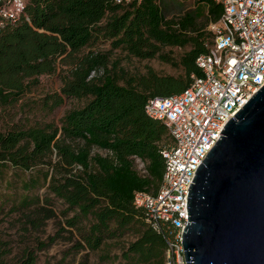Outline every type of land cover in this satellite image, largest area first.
<instances>
[{
  "label": "trees",
  "instance_id": "1",
  "mask_svg": "<svg viewBox=\"0 0 264 264\" xmlns=\"http://www.w3.org/2000/svg\"><path fill=\"white\" fill-rule=\"evenodd\" d=\"M194 1L193 8L170 15V0H23L19 19L0 17V109L15 105L43 75L58 74L61 87L42 99V110L53 112L65 99L85 101L58 123L0 129V175L30 173L14 209L35 206L38 224L55 217V201L65 206L63 223L77 239L54 264H94L90 253L113 247L120 254L101 255V262L165 263V234L152 230L133 195L158 192L164 170L160 150L169 140L165 126L147 117L144 106L151 98L182 93L192 76H201L195 61L208 52L209 25L221 15L213 0ZM6 2L0 0V8ZM99 39L109 43L108 51L84 52ZM167 47L182 50L178 60L162 53ZM116 50L141 61L157 58L182 75L161 76L147 68L145 74L127 76L111 59ZM58 63L67 69L58 73ZM40 188L42 200L32 194ZM124 237L132 240L120 242ZM55 239L39 242L37 249ZM35 252L26 251L15 264H38ZM7 253L0 242V264H8ZM69 255L73 259L67 261Z\"/></svg>",
  "mask_w": 264,
  "mask_h": 264
},
{
  "label": "built area",
  "instance_id": "2",
  "mask_svg": "<svg viewBox=\"0 0 264 264\" xmlns=\"http://www.w3.org/2000/svg\"><path fill=\"white\" fill-rule=\"evenodd\" d=\"M213 1L221 6V15L209 25L208 52L195 61L201 76H192L191 85L182 93L151 98L144 106L147 117L165 126L169 141L160 150L164 170L158 192H136L133 204L145 212L152 230L165 234L164 264H186L181 234L194 173L227 122L264 86V0ZM23 8V0H7L0 17L15 21Z\"/></svg>",
  "mask_w": 264,
  "mask_h": 264
},
{
  "label": "water",
  "instance_id": "3",
  "mask_svg": "<svg viewBox=\"0 0 264 264\" xmlns=\"http://www.w3.org/2000/svg\"><path fill=\"white\" fill-rule=\"evenodd\" d=\"M181 234L186 264H264V86L195 171Z\"/></svg>",
  "mask_w": 264,
  "mask_h": 264
},
{
  "label": "rangeland",
  "instance_id": "4",
  "mask_svg": "<svg viewBox=\"0 0 264 264\" xmlns=\"http://www.w3.org/2000/svg\"><path fill=\"white\" fill-rule=\"evenodd\" d=\"M169 12L170 15L180 14L195 5L194 0H170ZM109 43L99 39L95 45L84 52L99 51L104 52L109 50ZM163 54L168 55L174 60H178L182 54V50L177 48H164ZM111 59L118 62L119 68L124 70L127 76H136L145 74L147 68H151L156 74L164 76L178 77L182 75V71L170 64L164 63L161 60L154 58L149 60H138L126 56L122 51L116 50L111 53ZM58 73L66 70V66H61L59 63ZM61 87V79L58 74L47 76L43 75L38 78V83L31 87L29 93L25 94L20 101L15 105L6 109H0V129L5 132L8 127L13 125L27 127L34 123L54 122L58 123L60 118L69 110L78 108L84 104L85 101L68 100L65 99L63 105L55 109L53 112L42 110V99L50 94L58 92ZM169 141V140H168ZM168 141L166 143H168ZM94 152L105 154L104 151L94 150ZM135 166L141 171L143 169L142 163H136ZM30 173H15L12 170L4 171L0 175V242L6 245L8 253L4 257L8 264H15L22 255L28 250H36L38 264H54L60 260L68 251L70 246L77 239L75 232L70 234L63 223V216L60 214L65 206L61 202L55 201L53 203L55 217L35 223V217L32 212L35 206L29 209L15 208L19 204L23 191L21 190V182L28 178ZM33 196H39L43 199L45 189L40 188L33 191ZM36 204V203H35ZM72 214H67L71 217ZM65 228V231H62ZM50 237H55V241L42 250H38V243H48ZM132 237H124L123 243H128ZM82 253L75 256L78 260ZM119 255L118 247H113L108 251H100L89 254V259L94 264H109L101 262L99 256ZM73 256L69 255L66 260H72Z\"/></svg>",
  "mask_w": 264,
  "mask_h": 264
}]
</instances>
